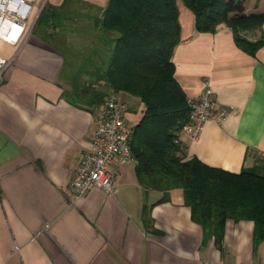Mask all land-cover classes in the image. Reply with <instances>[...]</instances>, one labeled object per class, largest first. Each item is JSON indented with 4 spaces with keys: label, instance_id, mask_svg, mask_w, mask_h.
<instances>
[{
    "label": "crops",
    "instance_id": "obj_1",
    "mask_svg": "<svg viewBox=\"0 0 264 264\" xmlns=\"http://www.w3.org/2000/svg\"><path fill=\"white\" fill-rule=\"evenodd\" d=\"M22 1L30 13L17 42L0 39V56L11 60L0 80V264H264V242L253 246L252 221L227 220L222 245L215 246L191 220L181 191L172 189L161 200V192L143 189L133 160L108 166L113 193L72 195L68 183L102 105L68 98L74 75L93 90L104 86L95 78L103 52L92 22L108 0ZM177 7L173 77L187 99L210 89L215 108L227 112L221 123L206 122L197 140L180 134L185 158L234 173L262 166L264 45L250 56L225 26L197 33L192 13L180 0ZM244 7L264 11V0H244ZM54 8L60 11L55 28L37 26L39 12ZM82 28L96 32L92 45L77 36ZM261 33L264 24L252 38ZM70 59L80 60L74 72ZM117 98L133 126L141 103L124 93Z\"/></svg>",
    "mask_w": 264,
    "mask_h": 264
},
{
    "label": "trees",
    "instance_id": "obj_2",
    "mask_svg": "<svg viewBox=\"0 0 264 264\" xmlns=\"http://www.w3.org/2000/svg\"><path fill=\"white\" fill-rule=\"evenodd\" d=\"M180 1L192 13L197 33L225 26L236 47L250 56L264 45L262 33L252 38L264 24V11L246 12L244 0ZM59 12L41 10L36 25L48 23L54 29ZM178 14L177 0H108L101 17L92 22L105 54L95 78L104 86L93 90L74 75L68 100L99 106L109 96L117 99L118 93L137 98L142 112L132 126L129 151L138 184L161 192V200L179 189L203 239H212L218 247L227 220L252 221L257 246L264 242V164L234 173L185 158L179 136L189 106L171 61L180 42Z\"/></svg>",
    "mask_w": 264,
    "mask_h": 264
},
{
    "label": "built area",
    "instance_id": "obj_3",
    "mask_svg": "<svg viewBox=\"0 0 264 264\" xmlns=\"http://www.w3.org/2000/svg\"><path fill=\"white\" fill-rule=\"evenodd\" d=\"M11 4L15 8H11ZM29 13L30 6L22 0H0V39L16 43L25 28ZM10 61L0 56V80ZM187 103L188 121L180 133H184L192 141L199 138L206 122L221 123L227 115L225 110L215 108L210 89H204L196 98L187 99ZM131 134L132 126L125 122L122 105L114 96H109L95 116L89 147L82 153L79 166L69 180L68 187L74 197H82L91 189H98L106 194L114 192L108 166L113 161H132L129 151Z\"/></svg>",
    "mask_w": 264,
    "mask_h": 264
},
{
    "label": "rangeland",
    "instance_id": "obj_4",
    "mask_svg": "<svg viewBox=\"0 0 264 264\" xmlns=\"http://www.w3.org/2000/svg\"><path fill=\"white\" fill-rule=\"evenodd\" d=\"M93 29V28H92ZM92 29H90V30H87L86 28H82L81 30H82V33H79V32H77L76 31V33H77V36L79 35V34H82L83 35V38H86L87 40L86 41H84L83 42V44L84 43H86V45H92V43H89V41L92 39V37L93 36H96V32L94 33V31L92 30ZM77 30V29H76ZM79 30V29H78ZM89 31H91V32H89ZM77 38V37H76ZM75 38V39H76ZM78 43H77V41H75V43H72L71 44V46L72 47H78V45H77ZM105 58V54L103 53V57H101L100 58V60L101 59H104ZM79 64H80V60L79 61H75V60H73V59H70V68H71V70H73L72 72H74L75 71V69H77L78 68V66H79ZM87 69H89L88 67H87ZM90 70V69H89ZM86 78H84V80H85ZM117 101H118V103L121 105V104H124V103H122L123 102V99H120V98H117ZM125 105H127V104H125ZM129 108H128V106H126V108L124 109V111H126V112H129V110H128Z\"/></svg>",
    "mask_w": 264,
    "mask_h": 264
},
{
    "label": "bare ground",
    "instance_id": "obj_5",
    "mask_svg": "<svg viewBox=\"0 0 264 264\" xmlns=\"http://www.w3.org/2000/svg\"><path fill=\"white\" fill-rule=\"evenodd\" d=\"M10 7H11V8H15V7H14V4H11Z\"/></svg>",
    "mask_w": 264,
    "mask_h": 264
}]
</instances>
